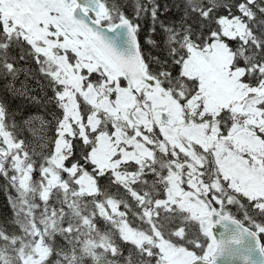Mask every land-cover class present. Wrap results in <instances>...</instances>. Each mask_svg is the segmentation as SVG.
<instances>
[{
  "label": "snow or ice",
  "instance_id": "obj_1",
  "mask_svg": "<svg viewBox=\"0 0 264 264\" xmlns=\"http://www.w3.org/2000/svg\"><path fill=\"white\" fill-rule=\"evenodd\" d=\"M130 6L0 0V264H264V0Z\"/></svg>",
  "mask_w": 264,
  "mask_h": 264
},
{
  "label": "trees",
  "instance_id": "obj_2",
  "mask_svg": "<svg viewBox=\"0 0 264 264\" xmlns=\"http://www.w3.org/2000/svg\"><path fill=\"white\" fill-rule=\"evenodd\" d=\"M163 2L179 3V0H163ZM108 3L123 5L124 7L122 10L126 15L131 17V0H108ZM141 23L144 25V28L147 29V25L144 23V21H141ZM153 52L154 54H159L155 52V50H153ZM33 87H36L34 82ZM37 94L42 95L43 93L40 92L39 89H37ZM5 95L6 94L4 91V86L0 85V98H4ZM7 108L9 111L8 122L16 123L17 130L20 136L26 140V144L30 150V153H35L33 159L37 162H42L41 157L48 155L52 151L53 145L51 144V140L55 138V120L53 119V116L58 114V110L55 109L53 105H47L45 107L36 104H29L21 98H15L12 96H7ZM37 117H41L42 122H50L45 125L43 133L39 131L40 134L38 131H34L36 125L38 124L36 121ZM6 183V180L3 177H0V223H2L6 219H10L11 212L9 205V196L15 195V190H10L8 187H6ZM237 211L240 212L239 210ZM236 215L241 217L242 213L240 215L236 212Z\"/></svg>",
  "mask_w": 264,
  "mask_h": 264
},
{
  "label": "rangeland",
  "instance_id": "obj_3",
  "mask_svg": "<svg viewBox=\"0 0 264 264\" xmlns=\"http://www.w3.org/2000/svg\"><path fill=\"white\" fill-rule=\"evenodd\" d=\"M18 108H19V107H18ZM28 117H29V116H28ZM28 117H27V118H28ZM48 118H49V117H48ZM43 120H44V119H43ZM36 121H37L38 124L36 125L34 131H38V132H39V131H41V122H42V121H41V117H37V118H36ZM46 128H47V127H46ZM44 129H45V128H44ZM32 130H33V129H32ZM39 134H40V132H39ZM50 135H51V134H50ZM50 135H49V136H50ZM44 149H45V148H44ZM47 149H48V147H47ZM52 149H53V147H52Z\"/></svg>",
  "mask_w": 264,
  "mask_h": 264
},
{
  "label": "flooded vegetation",
  "instance_id": "obj_4",
  "mask_svg": "<svg viewBox=\"0 0 264 264\" xmlns=\"http://www.w3.org/2000/svg\"><path fill=\"white\" fill-rule=\"evenodd\" d=\"M231 211L233 212V214L236 216L237 219H242V216L240 217V216L236 215V212L239 213V214L241 215V213L238 212L237 209L232 208Z\"/></svg>",
  "mask_w": 264,
  "mask_h": 264
},
{
  "label": "water",
  "instance_id": "obj_5",
  "mask_svg": "<svg viewBox=\"0 0 264 264\" xmlns=\"http://www.w3.org/2000/svg\"><path fill=\"white\" fill-rule=\"evenodd\" d=\"M215 231H221L222 229H214Z\"/></svg>",
  "mask_w": 264,
  "mask_h": 264
}]
</instances>
